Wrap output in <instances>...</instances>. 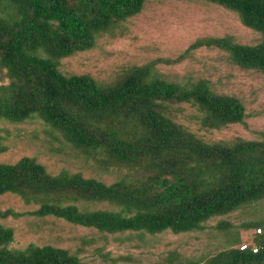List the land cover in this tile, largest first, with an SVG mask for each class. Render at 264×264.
Wrapping results in <instances>:
<instances>
[{
  "label": "trees",
  "instance_id": "16d2710c",
  "mask_svg": "<svg viewBox=\"0 0 264 264\" xmlns=\"http://www.w3.org/2000/svg\"><path fill=\"white\" fill-rule=\"evenodd\" d=\"M145 1L0 0V122L38 119L103 171L120 173L106 184L66 170L50 174L30 157L0 163V196L14 195L35 207L0 209V220L52 217L109 235L181 234L202 231L209 219L264 199V132L257 140L207 143L177 123L171 109L188 104L202 129L219 130L245 125L242 102L214 93L206 80L184 85L155 69L204 48L264 74V0H202L237 14L244 27L261 35L257 44H239L230 36L197 38L176 58L134 66L106 84L60 72L61 59L92 49L101 36H122L123 24ZM6 139L0 129V154ZM91 203L111 209L89 210ZM239 227L259 230L254 244L240 250V239L229 233L230 247L202 264H264V219ZM13 240V229L0 224V264H82L66 249H16Z\"/></svg>",
  "mask_w": 264,
  "mask_h": 264
},
{
  "label": "rangeland",
  "instance_id": "374dc122",
  "mask_svg": "<svg viewBox=\"0 0 264 264\" xmlns=\"http://www.w3.org/2000/svg\"><path fill=\"white\" fill-rule=\"evenodd\" d=\"M123 32L117 37L101 36L92 49L61 59L60 72L89 75L106 84L134 66L176 58L197 38L230 36L243 45L261 40L258 32L240 23L237 14L202 0H146L142 11L123 24ZM155 69L165 80L184 85L206 80L214 93L231 95L242 102L245 125L232 124L219 130L202 129L196 120V109L188 104L172 106L175 121L202 141L257 140L258 133L264 132V74L235 66L225 52L204 48L193 51L179 63L159 62ZM0 129L7 135V150L0 154V163L30 157L50 174L66 170L106 184L120 175L117 171H103L92 158L64 142L38 119L20 124L0 122ZM86 208L111 209L106 203H91ZM0 209L26 212L35 207L25 206L16 196L5 194L0 196ZM262 219L264 199L209 219L202 231L181 234L165 231L155 235L137 232L109 235L52 217L27 216L0 220V224L14 231L12 248L50 245L68 250L82 264H202L230 247L229 233H236L240 239L235 247L254 244L259 230H243L239 226Z\"/></svg>",
  "mask_w": 264,
  "mask_h": 264
},
{
  "label": "built area",
  "instance_id": "2783aa9c",
  "mask_svg": "<svg viewBox=\"0 0 264 264\" xmlns=\"http://www.w3.org/2000/svg\"><path fill=\"white\" fill-rule=\"evenodd\" d=\"M248 248V245H242L239 249L240 250H246ZM257 251V248L255 247H252V252H256Z\"/></svg>",
  "mask_w": 264,
  "mask_h": 264
}]
</instances>
